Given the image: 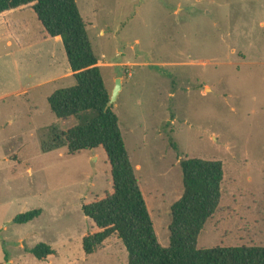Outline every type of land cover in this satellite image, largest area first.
Instances as JSON below:
<instances>
[{
    "label": "rangeland",
    "instance_id": "rangeland-1",
    "mask_svg": "<svg viewBox=\"0 0 264 264\" xmlns=\"http://www.w3.org/2000/svg\"><path fill=\"white\" fill-rule=\"evenodd\" d=\"M75 2L110 97L120 80L111 110L160 246H169L185 158L220 161L224 172L220 205L197 248L264 246V0ZM6 23L9 30L0 22V264H127L116 235L90 256L82 251V237L95 227L81 207L112 189L103 151H41L52 127L77 124L57 119L47 103L75 84L62 43L35 44L42 27L31 9L12 12ZM9 33L26 47L18 49ZM33 210L41 211L38 218L13 223ZM41 243L56 255L36 260L30 250Z\"/></svg>",
    "mask_w": 264,
    "mask_h": 264
},
{
    "label": "trees",
    "instance_id": "trees-1",
    "mask_svg": "<svg viewBox=\"0 0 264 264\" xmlns=\"http://www.w3.org/2000/svg\"><path fill=\"white\" fill-rule=\"evenodd\" d=\"M24 9L33 11L46 38H60L75 81L74 86L53 92L47 103L57 119L75 118L77 124L67 131L52 127L41 151L66 148L73 155L100 149L109 164L111 191L81 207L95 227L82 237L83 254L92 255L116 235L127 252V264H264V246L197 248L201 232L221 202L220 161L185 158L179 162L183 192L170 209L169 246H160L118 118L107 107L110 93L75 0H0V15ZM40 214V210L20 214L13 223L27 224ZM30 253L38 261L56 255L44 243Z\"/></svg>",
    "mask_w": 264,
    "mask_h": 264
},
{
    "label": "crops",
    "instance_id": "crops-1",
    "mask_svg": "<svg viewBox=\"0 0 264 264\" xmlns=\"http://www.w3.org/2000/svg\"><path fill=\"white\" fill-rule=\"evenodd\" d=\"M14 12V11H13ZM11 13L12 12H6V13H3V14H1L0 15V22L1 23H3L5 26H6V28L9 30L10 28H8L7 26H8V23H6V18H8L10 15H11ZM2 24V25H3ZM11 27V26H10ZM40 28V27H39ZM12 29V28H11ZM24 29L22 28L21 29V33H23V35H24ZM26 32V31H25ZM28 34H29V32H28V30H27V38H28ZM9 36H10V38H12V39H16V43H17V48L18 49H22V48H24V47H26V45L24 44H22L21 42H19V41H17V38H16V36H14L12 33H9ZM24 38H26V37H24ZM51 41H53V42H55V43H57L58 45L59 44H61V40H60V38L59 37H55V38H46L45 37V34H44V32L42 31V29L40 28L39 29V37L37 38V41L35 42V44H46L47 42H51ZM57 45V48L55 47V49H57V52L58 53H60V47ZM56 78H51V79H48V80H45V81H42V82H40L39 84H37L36 85V87L35 88H42V87H44V86H47V85H50L52 82H53V80H55ZM30 223V222H29ZM28 224V223H27Z\"/></svg>",
    "mask_w": 264,
    "mask_h": 264
},
{
    "label": "water",
    "instance_id": "water-1",
    "mask_svg": "<svg viewBox=\"0 0 264 264\" xmlns=\"http://www.w3.org/2000/svg\"><path fill=\"white\" fill-rule=\"evenodd\" d=\"M116 82H117V85H116L115 91H114L113 95L110 97V99H109V101L107 103V107L108 108L112 107V105L116 101L117 95L119 93V87L121 86L120 80H117Z\"/></svg>",
    "mask_w": 264,
    "mask_h": 264
}]
</instances>
